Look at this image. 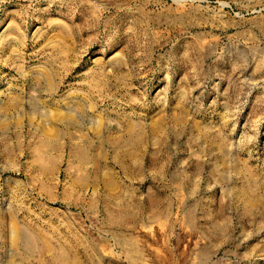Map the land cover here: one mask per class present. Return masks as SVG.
Segmentation results:
<instances>
[{"label": "rangeland", "instance_id": "rangeland-1", "mask_svg": "<svg viewBox=\"0 0 264 264\" xmlns=\"http://www.w3.org/2000/svg\"><path fill=\"white\" fill-rule=\"evenodd\" d=\"M174 2L0 0V264H264V35Z\"/></svg>", "mask_w": 264, "mask_h": 264}, {"label": "bare ground", "instance_id": "bare-ground-1", "mask_svg": "<svg viewBox=\"0 0 264 264\" xmlns=\"http://www.w3.org/2000/svg\"><path fill=\"white\" fill-rule=\"evenodd\" d=\"M227 4L220 3V0H175L168 11L175 24L184 25L191 31L214 26H221L225 30L243 29L249 25L250 34L264 35V0H247L245 6L228 4L235 13L240 14L238 17L226 10ZM226 18H229L230 24L224 20Z\"/></svg>", "mask_w": 264, "mask_h": 264}, {"label": "crops", "instance_id": "crops-1", "mask_svg": "<svg viewBox=\"0 0 264 264\" xmlns=\"http://www.w3.org/2000/svg\"><path fill=\"white\" fill-rule=\"evenodd\" d=\"M54 159H56V160H58L59 159V157H53ZM82 158V157H81ZM88 159V158H87ZM78 169V168H77ZM79 170H81V171H84V172H86L87 174L88 173H94V172H100V168H79ZM121 171H131V172H133V173H137V174H140L141 173V170H142V168H122V169H120ZM98 186H99V183H97V188H98ZM94 189H95V187H94V185H93V187H92V191H94Z\"/></svg>", "mask_w": 264, "mask_h": 264}]
</instances>
